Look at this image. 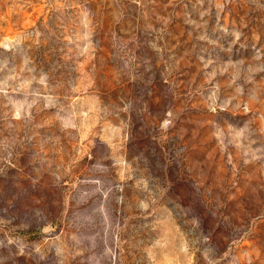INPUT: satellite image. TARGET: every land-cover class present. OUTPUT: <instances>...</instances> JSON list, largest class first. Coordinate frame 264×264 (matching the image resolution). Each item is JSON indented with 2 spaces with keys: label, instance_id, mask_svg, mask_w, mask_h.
Instances as JSON below:
<instances>
[{
  "label": "rangeland",
  "instance_id": "374dc122",
  "mask_svg": "<svg viewBox=\"0 0 264 264\" xmlns=\"http://www.w3.org/2000/svg\"><path fill=\"white\" fill-rule=\"evenodd\" d=\"M0 264H264V0H0Z\"/></svg>",
  "mask_w": 264,
  "mask_h": 264
}]
</instances>
